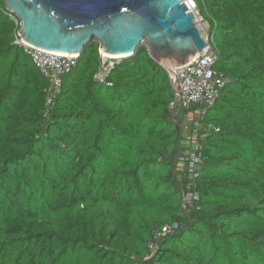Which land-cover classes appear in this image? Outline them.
Listing matches in <instances>:
<instances>
[{
  "label": "trees",
  "instance_id": "obj_1",
  "mask_svg": "<svg viewBox=\"0 0 264 264\" xmlns=\"http://www.w3.org/2000/svg\"><path fill=\"white\" fill-rule=\"evenodd\" d=\"M194 1L229 82L191 118L145 45L52 89L0 0V264H264V0Z\"/></svg>",
  "mask_w": 264,
  "mask_h": 264
},
{
  "label": "water",
  "instance_id": "obj_2",
  "mask_svg": "<svg viewBox=\"0 0 264 264\" xmlns=\"http://www.w3.org/2000/svg\"><path fill=\"white\" fill-rule=\"evenodd\" d=\"M191 0H4L19 21L21 38L51 52L83 54L100 44L102 65L127 58L145 45L169 73L203 53L207 38L191 11ZM175 84L178 87V80ZM180 103V101H179Z\"/></svg>",
  "mask_w": 264,
  "mask_h": 264
},
{
  "label": "built area",
  "instance_id": "obj_3",
  "mask_svg": "<svg viewBox=\"0 0 264 264\" xmlns=\"http://www.w3.org/2000/svg\"><path fill=\"white\" fill-rule=\"evenodd\" d=\"M190 5V4H189ZM195 6V2L191 0L190 8ZM192 11V10H191ZM10 12V11H9ZM17 24L20 25L18 17L12 13ZM196 16V15H195ZM200 19L196 17L198 23ZM205 19L201 16V21ZM208 47L205 51L191 62L186 65L177 67L175 69V75H170L172 79L173 88L177 95V100L172 102L171 106L176 108L181 105L183 108L191 109L190 117L195 118L197 116L202 117L207 112V109L212 107L218 100L221 90L227 85L229 79L223 72L216 69L215 63L220 57L219 50L214 48L211 43L210 37L207 38ZM15 43L24 48L25 52L29 54L37 67L40 68L43 75L51 79L52 89L60 91L64 76L73 72L78 66L80 57L82 54H67L61 52H51L35 48L27 44L20 36L17 31ZM110 59V67L108 69L101 66L99 72L96 75L98 81L103 84L111 85L108 80V76L116 64L121 60L118 58L116 61L113 60L114 56L103 53ZM176 79L178 80V87L175 84ZM180 101V103H179ZM51 102V99H49ZM195 134L189 138L188 145H195V149L199 148L198 132L199 127L202 126L200 121L196 123ZM202 162V159L195 151L189 153V166L190 170L194 172L195 166ZM187 201H192L193 194L185 198ZM169 231L168 227H164L163 233Z\"/></svg>",
  "mask_w": 264,
  "mask_h": 264
},
{
  "label": "rangeland",
  "instance_id": "obj_4",
  "mask_svg": "<svg viewBox=\"0 0 264 264\" xmlns=\"http://www.w3.org/2000/svg\"><path fill=\"white\" fill-rule=\"evenodd\" d=\"M189 4L191 5V1L189 2ZM191 10L196 15V17L200 19L197 24L199 25V27H200L202 33L204 34V36L206 38H208L209 34H210V23L208 21H206V20L201 21V13H200L199 9L197 8L196 4H195V6H192ZM120 59H122V58H120ZM177 112L179 114H181L182 113V109L179 108L177 110Z\"/></svg>",
  "mask_w": 264,
  "mask_h": 264
},
{
  "label": "clouds",
  "instance_id": "obj_5",
  "mask_svg": "<svg viewBox=\"0 0 264 264\" xmlns=\"http://www.w3.org/2000/svg\"><path fill=\"white\" fill-rule=\"evenodd\" d=\"M194 1V0H193ZM195 2V1H194ZM196 4V3H195Z\"/></svg>",
  "mask_w": 264,
  "mask_h": 264
}]
</instances>
